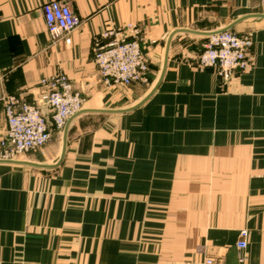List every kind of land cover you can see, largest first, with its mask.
I'll return each mask as SVG.
<instances>
[{"label":"crops","instance_id":"crops-1","mask_svg":"<svg viewBox=\"0 0 264 264\" xmlns=\"http://www.w3.org/2000/svg\"><path fill=\"white\" fill-rule=\"evenodd\" d=\"M51 1L79 19L69 45L46 31ZM255 14H264L258 0H0V132L2 97L35 103L40 81L56 74L88 111L70 122L57 167L0 163V264H264V19L229 30L253 41L249 69L230 81L196 67L206 37L178 32L145 103L95 112L151 91L172 32L218 31ZM106 27L138 32L146 83L102 84L93 45ZM61 138L15 161L51 165Z\"/></svg>","mask_w":264,"mask_h":264},{"label":"built area","instance_id":"built-area-1","mask_svg":"<svg viewBox=\"0 0 264 264\" xmlns=\"http://www.w3.org/2000/svg\"><path fill=\"white\" fill-rule=\"evenodd\" d=\"M264 6V0H258ZM48 35L69 45L70 33L79 26V19L69 7L51 1L42 7ZM138 32L123 37L120 29L106 27L93 45V63L106 87H129L146 83L148 61L140 47ZM249 35L231 31L205 38L197 59L200 70L211 69L220 81H230L235 72L247 69ZM46 91L35 103L15 96L2 97L5 128L0 132V160H16L20 155L41 151L56 135H62L66 122L83 108V98L75 92L64 74L40 81ZM45 110L46 112L44 113ZM248 233L239 232L236 246L246 248ZM243 262V258L239 259ZM205 264H212L206 260Z\"/></svg>","mask_w":264,"mask_h":264},{"label":"water","instance_id":"water-1","mask_svg":"<svg viewBox=\"0 0 264 264\" xmlns=\"http://www.w3.org/2000/svg\"><path fill=\"white\" fill-rule=\"evenodd\" d=\"M249 18L264 19V14H255V15L246 16V17H244L242 19H239L238 21H235L234 23H232L231 25H229L228 27H226L224 29H221V30H218V31H213V32H194V31H189V30H178V31L172 32L168 36V38L166 40L164 58H163V63H162L161 72H160L158 81L154 85V87L151 89V91L139 103H137L133 107L126 108V109H119V110H104V111H95V112H103V113H110V114H124V113H128L130 111H133L134 109L138 108L143 103H145L151 97V95L156 91V89L160 85V82L162 81V78H163V75H164V71H165V68H166V62H167V58H168V50H169L170 42H171V39H172L174 34H176L178 32H185V33H189V34H192V35L208 37V36H211V35H215V34H219V33H222V32L229 31L238 22H240L242 20H245V19H249ZM84 112H88V111L81 110L80 112H78L77 114H75L71 118H69V120L66 122L65 127H64V129L62 131V138H61L62 146H61L60 155H59L58 160L55 163H53L51 165H47V164H33V163H29V162H20V161H15V160H0V163L26 165V166H31V167H36V168H44V169L45 168L49 169V168L57 167L61 163V161H62V159L64 157L65 148H66V134H67L68 126H69L70 122L76 116H78V115H80L81 113H84Z\"/></svg>","mask_w":264,"mask_h":264},{"label":"rangeland","instance_id":"rangeland-1","mask_svg":"<svg viewBox=\"0 0 264 264\" xmlns=\"http://www.w3.org/2000/svg\"><path fill=\"white\" fill-rule=\"evenodd\" d=\"M236 34V33H235ZM240 35H249L250 36V39H251V46L249 47V49H248V51H247V69L245 70V71H247L248 69H249V66H250V61H251V58H250V50H251V48H252V44H253V41H252V37H251V35H250V33H243V34H240ZM199 41V43L197 44L198 45V47L201 49V46H202V44H203V42H204V40L203 39H200V40H198ZM203 41V42H202ZM200 52L201 51H199V54H200ZM199 54H198V57H199ZM198 57H197V59H198ZM196 67L198 68V66H197V60H196ZM199 69V68H198ZM200 70V69H199ZM205 70V69H204ZM203 70V71H204ZM245 71H243V72H245ZM233 77V76H232ZM228 82V81H227ZM110 88H118V87H110ZM123 88V87H122ZM121 107L120 106H118V105H116L115 106V109H120ZM54 138V137H53ZM52 138V139H53ZM60 138H61V134L59 135H56L55 136V139L53 140V141H55V143H57L56 144V146H58L59 145V142H60ZM51 139V140H52ZM52 141V142H53ZM52 142L50 143H48L46 146H48V145H50V144H52ZM31 154H34V153H29V154H26V155H20V156H18V158L17 159H20V158H25L26 156H31ZM28 158H30V157H28ZM16 159V160H17Z\"/></svg>","mask_w":264,"mask_h":264}]
</instances>
